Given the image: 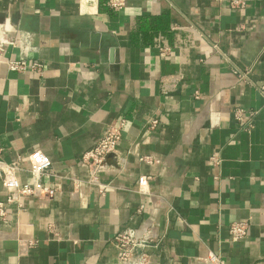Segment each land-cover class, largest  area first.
Listing matches in <instances>:
<instances>
[{
	"label": "crops",
	"instance_id": "1",
	"mask_svg": "<svg viewBox=\"0 0 264 264\" xmlns=\"http://www.w3.org/2000/svg\"><path fill=\"white\" fill-rule=\"evenodd\" d=\"M110 1L0 0V160L30 184L43 152L53 191L7 204L0 180V264H119L129 228L147 264H264V0ZM121 122L90 182L83 154Z\"/></svg>",
	"mask_w": 264,
	"mask_h": 264
},
{
	"label": "built area",
	"instance_id": "2",
	"mask_svg": "<svg viewBox=\"0 0 264 264\" xmlns=\"http://www.w3.org/2000/svg\"><path fill=\"white\" fill-rule=\"evenodd\" d=\"M237 2L233 1L232 4ZM123 0H111L110 6L114 9H120ZM2 32L0 38V51H2L5 42V35ZM8 69L13 72H24L26 70L41 72L43 66L38 62L28 63L26 60H10L7 63ZM245 76V74H243ZM264 96V86L259 89ZM237 119L240 120V112H236ZM157 125V120H151L148 124L149 129H153ZM123 122L119 126L107 128L100 140L90 150L82 156V162L88 166L90 170V182L96 180L97 175L103 170V164L109 156L115 155L117 145L121 140V128ZM147 161V159H142ZM215 162L216 160L213 159ZM29 168L28 173L31 178L30 184H20L16 173L20 170L17 163L8 164L0 160V180L2 186L10 191L6 197V203L11 204L18 198L28 197H52L53 191L43 187L42 179L47 176L51 167L49 158L41 151H34L28 156ZM5 216L4 204L0 203V218ZM248 223L235 222L229 226V234L233 241H239L247 234ZM113 246L118 251L119 264H147L148 256L146 249L154 244L151 236L146 233L142 234L138 230L129 228L117 233L113 240ZM205 264H222L220 257L209 252L205 258Z\"/></svg>",
	"mask_w": 264,
	"mask_h": 264
}]
</instances>
